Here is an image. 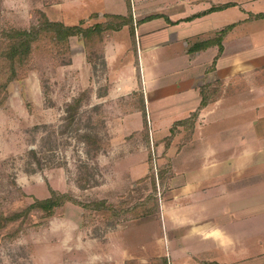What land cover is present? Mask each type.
I'll use <instances>...</instances> for the list:
<instances>
[{
	"label": "rangeland",
	"instance_id": "374dc122",
	"mask_svg": "<svg viewBox=\"0 0 264 264\" xmlns=\"http://www.w3.org/2000/svg\"><path fill=\"white\" fill-rule=\"evenodd\" d=\"M68 1L0 0V26L30 29L38 22L37 11L66 26H78L89 18L91 24H98L92 11H102L106 7L102 1L87 4L88 9L83 2L69 6ZM240 14L235 15L236 20L241 18ZM125 33H122L126 36L123 41L128 46L130 37L127 31ZM232 36L235 41L228 43L227 40V59L221 62V68L227 67L229 61L236 62V75L222 80V103L214 114L203 119L202 127L209 137L201 142L207 144L206 148L221 152L222 171L231 162L236 165L239 178L244 175L239 169L251 166L253 189L244 196L241 181L232 182L230 188L237 196L242 195L241 203L245 204V199L259 203L264 199V184L255 185L260 181L264 183V172H259L264 170V75L258 70L261 65L264 67V21L248 23L245 29ZM70 40L69 46H51L47 50L40 44L39 53L29 65L28 76L8 86L6 101L0 106V217L7 219L5 226L0 227V264H121L106 260L105 235L117 225H128L127 221L151 211L155 213L143 217L140 222L149 226L150 231L159 226L156 217L164 201L168 173L164 171L163 154L157 158L156 146L160 144L162 150L168 142L150 137L149 110L136 109L134 105L138 93L119 99L116 104V100H109L91 105L95 101L89 102L90 88H85L84 78L77 75L72 82L73 72L68 71V65H61L71 60L76 37ZM94 52H97L94 62L98 63L100 58L97 57L102 52ZM212 57L213 50L206 51L198 65L210 64ZM54 59L61 66L56 65ZM174 79L165 78L163 86ZM74 95H84L83 104L70 124L67 105ZM125 104L133 107H119ZM135 111L139 113L132 118L135 125L125 124L124 131L128 135L122 138L120 134L119 140L111 141L118 130L109 121L122 116V112L128 115ZM143 116L147 122L142 124V119L136 123ZM179 127L184 133L189 126ZM183 133L173 143V148L187 144L183 143ZM86 136L96 142L86 140ZM146 145L149 152L152 149L150 177L155 189L150 182H143L144 179L131 183L126 172V154L135 153ZM245 150L249 154L247 157ZM53 195L64 198L44 203ZM100 200H106L117 208L116 212H121L111 216L114 211L105 210L98 215L94 210L79 206ZM228 202L229 199L222 201L220 207L228 211L231 206L237 207V202L229 205ZM128 209L133 211L128 213ZM256 224L260 227L254 226L250 262L264 264V221ZM140 230L132 232L136 234ZM148 247V255H158L155 247ZM152 264H168V260L161 257Z\"/></svg>",
	"mask_w": 264,
	"mask_h": 264
},
{
	"label": "crops",
	"instance_id": "0c3cea01",
	"mask_svg": "<svg viewBox=\"0 0 264 264\" xmlns=\"http://www.w3.org/2000/svg\"><path fill=\"white\" fill-rule=\"evenodd\" d=\"M93 1L106 4L102 11H92L98 23L105 21V15L131 14L133 33L129 26L108 33L104 37L102 57L98 63H88L83 43L76 37L70 64L66 66L74 74L72 82L77 75L84 78L85 88H90L89 102L95 101L91 105L109 100H116L112 101L116 104L119 99L138 93L139 98L134 105L136 109L149 110L150 137L168 142L162 150L160 144L156 146L157 158L163 154L164 171L168 173L164 201L158 212L160 218L156 217L158 229L155 227L150 231L149 226L142 225L140 221L144 218L127 221L128 225H117L104 237L106 260L121 264H152L162 257L168 260V264H251L254 226L260 227L256 222L264 221V199L259 203L245 199L243 204L242 195L237 196L236 191L230 188L232 182L241 181L244 196L253 189L251 166L239 169L241 174L244 172L239 178L237 167L231 162L222 171L221 152L208 149L204 146L207 144L202 143L209 137L202 127L203 119L214 114L222 103V96L202 110L193 125L182 124L189 126L184 132L183 143L187 144L182 148H173V143L184 129L177 127L172 130L178 122L186 121L198 110L203 86L217 81L222 83V80L236 75V62L231 64L229 61L227 67L221 68V62L227 59L225 44L227 40L228 43L234 42L232 35L245 29L246 24L264 21L253 19V16L264 13V0H69L68 5L83 2L88 9L87 4ZM237 13H241L239 20H236ZM90 20L82 21L85 27L97 24H91ZM229 27L231 29L222 40L223 52L216 59L219 46L215 40ZM125 31L130 37L128 46L123 41ZM210 50H213L210 64H199V69L198 60ZM258 70L264 75L262 65ZM210 76L212 78L208 79ZM165 78L175 79L163 86ZM131 106L119 107L130 109ZM125 114L122 112L123 117L109 121L118 130L111 141L119 140L117 136L120 134L125 138L128 135L124 131L125 124L135 125L132 118L139 115L137 111ZM141 121L142 124L147 122L144 116L136 123ZM148 148L146 145L135 153L126 154V172L131 183L150 176L152 149L149 152ZM246 152L247 157L249 154ZM232 156L236 157V151ZM262 184L260 181L255 185ZM227 199L228 205L237 202V207L231 206L229 211L220 207ZM135 229L141 230L135 234L132 232ZM150 245L156 248L158 255H148Z\"/></svg>",
	"mask_w": 264,
	"mask_h": 264
},
{
	"label": "trees",
	"instance_id": "16d2710c",
	"mask_svg": "<svg viewBox=\"0 0 264 264\" xmlns=\"http://www.w3.org/2000/svg\"><path fill=\"white\" fill-rule=\"evenodd\" d=\"M37 15L39 18L38 22L36 25H33L30 29H20L14 27L8 28L0 26V106L6 101L8 86L12 82L25 79L28 76V73L30 71L29 65L31 64V61L35 59L37 53H39L37 51L39 48L38 46H40V44L44 48V50L50 49L51 46L56 48L58 46L66 47L72 37H78L85 48L88 63H93L96 59L94 58V53H97L94 51L98 50V53L102 52L101 47L103 45L104 37L108 33L118 31L124 26H129L131 32L133 33L131 14H127L126 16L105 15L104 22L89 27H85L83 22L80 23V25L78 26H66L59 21H51L42 11H37ZM253 19H264V13L253 16ZM230 29L231 28L229 27L226 30H223L221 32V35L219 36V39L215 40L217 41L216 43L219 46V54L216 59L223 52L222 40L225 34ZM44 52L47 56L50 55V52ZM101 57L102 55L100 54L97 58ZM52 61H54L56 65H58L57 60L55 61L54 59ZM69 64L70 60L68 63H62L61 65L64 66ZM214 66L215 62L213 63L211 69H213ZM220 91V81H217L214 84H209L208 86H203L200 91L202 101L198 110L193 113L192 116L186 121L178 122L172 131L176 130L177 127H179L183 123L193 125L199 113L204 110L208 105L214 103L219 99ZM83 96L84 95L74 97L67 105L70 116V124H72V118H74L75 114L78 112V110L83 104ZM86 140H92L93 142H96L95 139H91L90 136H86ZM34 154L36 153L34 152ZM142 181L150 182L151 186L155 189L154 183L151 182L150 176L144 178V180ZM153 194H155V192ZM153 194H151V196H153ZM60 198H64V196L53 195L51 198L45 200L44 203H50ZM68 201L71 200L68 199ZM137 205L140 207L139 204ZM79 206H82V208L84 209L94 210L95 213L98 215L102 211L106 210L114 211L111 214V216H114V213L117 209L111 204H108L106 200L95 201V203L93 204H79ZM131 211L133 210H127L128 213H130ZM152 213L155 212H147L144 213V215L134 217L131 220H137L149 216L150 214L152 215ZM6 223L7 219L4 217H0V227L5 226Z\"/></svg>",
	"mask_w": 264,
	"mask_h": 264
},
{
	"label": "built area",
	"instance_id": "2783aa9c",
	"mask_svg": "<svg viewBox=\"0 0 264 264\" xmlns=\"http://www.w3.org/2000/svg\"><path fill=\"white\" fill-rule=\"evenodd\" d=\"M153 156H155V153H153ZM153 162H154V169L156 170V169H157V166H156V164H155V159H154ZM155 170H154V171H155Z\"/></svg>",
	"mask_w": 264,
	"mask_h": 264
}]
</instances>
